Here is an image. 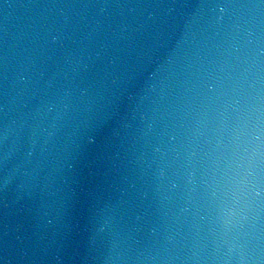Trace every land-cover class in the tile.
<instances>
[{"label": "water", "instance_id": "1", "mask_svg": "<svg viewBox=\"0 0 264 264\" xmlns=\"http://www.w3.org/2000/svg\"><path fill=\"white\" fill-rule=\"evenodd\" d=\"M0 264H264V0H0Z\"/></svg>", "mask_w": 264, "mask_h": 264}]
</instances>
